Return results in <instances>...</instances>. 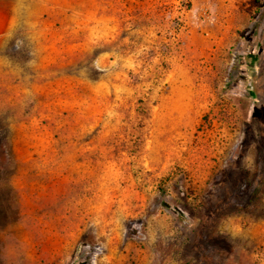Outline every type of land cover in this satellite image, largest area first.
<instances>
[{
    "label": "rangeland",
    "instance_id": "obj_1",
    "mask_svg": "<svg viewBox=\"0 0 264 264\" xmlns=\"http://www.w3.org/2000/svg\"><path fill=\"white\" fill-rule=\"evenodd\" d=\"M95 246L264 264V0H0V264Z\"/></svg>",
    "mask_w": 264,
    "mask_h": 264
},
{
    "label": "built area",
    "instance_id": "obj_2",
    "mask_svg": "<svg viewBox=\"0 0 264 264\" xmlns=\"http://www.w3.org/2000/svg\"><path fill=\"white\" fill-rule=\"evenodd\" d=\"M89 253L91 256V263L97 264L99 257L103 254V249L101 246H95Z\"/></svg>",
    "mask_w": 264,
    "mask_h": 264
},
{
    "label": "crops",
    "instance_id": "obj_3",
    "mask_svg": "<svg viewBox=\"0 0 264 264\" xmlns=\"http://www.w3.org/2000/svg\"><path fill=\"white\" fill-rule=\"evenodd\" d=\"M79 182H80V180H79V181H77V180L75 181V183H77V184H78ZM70 198H71V195L69 194V195H68V202H69V203H71V201H69ZM77 211H78V210H77ZM67 218H71V216H67Z\"/></svg>",
    "mask_w": 264,
    "mask_h": 264
}]
</instances>
